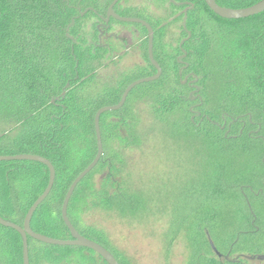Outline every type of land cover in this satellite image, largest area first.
I'll use <instances>...</instances> for the list:
<instances>
[{
	"label": "trees",
	"instance_id": "1",
	"mask_svg": "<svg viewBox=\"0 0 264 264\" xmlns=\"http://www.w3.org/2000/svg\"><path fill=\"white\" fill-rule=\"evenodd\" d=\"M114 1L0 0V156L38 155L54 165V187L31 223L49 237L71 238L62 206L74 180L97 156V112L118 104L134 81L157 73L144 26L105 22ZM173 1L185 5L153 0L159 16L123 8L124 0L115 7L117 14L152 26L162 75L137 86L119 111L101 117L104 153L76 188L69 218L120 264L128 262L82 220L81 206L89 199L126 220L166 215V262L184 238L187 264H264V12L227 20L204 0ZM260 1L216 0L235 9ZM189 6L191 37L181 45L188 38L183 21ZM177 23L174 45L166 39ZM119 26L139 31L132 47L141 50L145 66L104 78L108 64H119L116 53L127 52V41L113 33ZM147 133H162L192 156V179L173 193L148 191L132 178L128 154L143 149ZM104 170L108 177L96 188ZM49 177L41 163L0 162V216L23 226ZM28 241L31 264H108L87 248ZM0 264H23L22 236L1 225Z\"/></svg>",
	"mask_w": 264,
	"mask_h": 264
},
{
	"label": "rangeland",
	"instance_id": "2",
	"mask_svg": "<svg viewBox=\"0 0 264 264\" xmlns=\"http://www.w3.org/2000/svg\"><path fill=\"white\" fill-rule=\"evenodd\" d=\"M122 6L123 8L132 6L146 14L157 16L162 11L153 0H124ZM125 24L133 26L134 23ZM179 25L180 23H177L172 27V32L166 39L168 43L178 45ZM113 33L127 41V52L124 53L123 50L116 53L120 56L117 59L119 64H108L109 67L101 73V76L107 78L112 71L121 72L127 68L133 69L137 65L145 66L141 50L132 47L140 38L139 31L131 27L119 26ZM147 136L141 151L135 149L128 154L129 159H132L129 168L132 178L148 191L173 193L175 189L192 179V171L195 169L192 156L189 151L173 144L162 133H147ZM107 177L108 173L105 170L98 173L95 178L96 188L101 189L103 180ZM88 201L89 204L81 206L82 220L87 226L98 228L128 264H187L189 252L184 238L177 240L169 261L165 260L162 234L167 223L166 215L155 214L143 221L126 220L95 206L94 199Z\"/></svg>",
	"mask_w": 264,
	"mask_h": 264
},
{
	"label": "water",
	"instance_id": "3",
	"mask_svg": "<svg viewBox=\"0 0 264 264\" xmlns=\"http://www.w3.org/2000/svg\"><path fill=\"white\" fill-rule=\"evenodd\" d=\"M120 0H115L113 4L110 6L107 14V18L105 19L106 23H109L111 18L122 22V23H136L144 26L149 35V42H148V53H149V59L152 63V65L156 68L157 73L153 76L147 77V78H142L140 80L134 81L131 83L127 89L125 90L120 102L114 106H105L101 108L95 118V129H96V137H97V146H98V152L97 156L93 160L89 166L83 170L79 176L74 180L72 183L71 187L69 188L63 206H62V218L63 221L70 231L71 238L70 239H58V238H53L49 237L40 233L35 232L32 229L31 223L32 219L40 207V205L48 198L50 195L54 184L56 180V169L52 162L48 160L47 158H44L42 156L38 155H32V154H18V155H13V156H0V162H15V161H29V162H37L45 165L49 172H50V177L48 181V185L44 192L41 194V196L33 203V205L30 207L28 210L23 226H20L18 224H15L11 221L5 220L0 216V225L6 228H11L17 231L21 236L23 240V264H31L30 263V254H29V237L33 238L39 242L48 244V245H53V246H62V247H83L87 248L90 250H93L96 252L99 256H101L108 264H120L118 260L115 258V256L108 251L106 248H104L102 245L98 244L95 241H92L90 239L85 238L83 235L79 233V231L74 227L72 224L69 215H68V207L71 201V198L78 187V185L96 168V166L99 164L103 153H104V148H103V140H102V133H101V117L108 112H116L119 111L126 103L130 93L139 85L145 84V83H151L156 80H158L161 75H162V68L158 64V62L155 60L154 57V29L152 26L146 22L145 20H142L140 18H132V17H124L115 12V7L119 3ZM174 5L176 6H183L185 3H176L173 0H170ZM208 7L211 9L212 12H214L216 15L223 19L227 20H241V19H246L250 18L256 15H259L264 12V0H261L260 2L249 6L245 8H227L220 6L216 0H204ZM193 8V6H189L185 10V18L183 21V27L188 33V38L184 39L181 43V45L184 44L187 39L191 37L190 32L187 30L186 22H187V15H188V10ZM86 13V12H85ZM84 15V14H83ZM1 7H0V21H1ZM185 56V55H184ZM261 260H264V257H261Z\"/></svg>",
	"mask_w": 264,
	"mask_h": 264
},
{
	"label": "flooded vegetation",
	"instance_id": "4",
	"mask_svg": "<svg viewBox=\"0 0 264 264\" xmlns=\"http://www.w3.org/2000/svg\"><path fill=\"white\" fill-rule=\"evenodd\" d=\"M187 79V78H186ZM193 86V85H192Z\"/></svg>",
	"mask_w": 264,
	"mask_h": 264
}]
</instances>
